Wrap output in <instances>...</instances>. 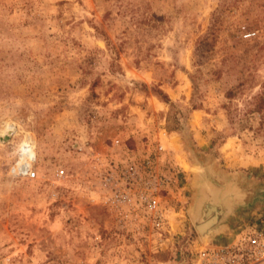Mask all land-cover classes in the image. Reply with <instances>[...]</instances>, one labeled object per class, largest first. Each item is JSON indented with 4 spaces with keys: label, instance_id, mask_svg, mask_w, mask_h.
<instances>
[{
    "label": "rangeland",
    "instance_id": "rangeland-1",
    "mask_svg": "<svg viewBox=\"0 0 264 264\" xmlns=\"http://www.w3.org/2000/svg\"><path fill=\"white\" fill-rule=\"evenodd\" d=\"M206 169L250 194L204 241ZM250 227L264 0H0V264H194Z\"/></svg>",
    "mask_w": 264,
    "mask_h": 264
},
{
    "label": "water",
    "instance_id": "water-1",
    "mask_svg": "<svg viewBox=\"0 0 264 264\" xmlns=\"http://www.w3.org/2000/svg\"><path fill=\"white\" fill-rule=\"evenodd\" d=\"M249 194L236 180L222 178L206 169L191 211L199 237L205 241L223 234L232 218L249 206Z\"/></svg>",
    "mask_w": 264,
    "mask_h": 264
},
{
    "label": "built area",
    "instance_id": "built-area-1",
    "mask_svg": "<svg viewBox=\"0 0 264 264\" xmlns=\"http://www.w3.org/2000/svg\"><path fill=\"white\" fill-rule=\"evenodd\" d=\"M34 177L35 172L28 169L25 172ZM149 213L157 215L154 225L162 227L164 219L160 215L159 204L152 199L148 202ZM194 264H264V231L250 227L241 238L229 245L208 247L196 254Z\"/></svg>",
    "mask_w": 264,
    "mask_h": 264
},
{
    "label": "bare ground",
    "instance_id": "bare-ground-1",
    "mask_svg": "<svg viewBox=\"0 0 264 264\" xmlns=\"http://www.w3.org/2000/svg\"><path fill=\"white\" fill-rule=\"evenodd\" d=\"M28 170V168H24V171L26 172Z\"/></svg>",
    "mask_w": 264,
    "mask_h": 264
}]
</instances>
